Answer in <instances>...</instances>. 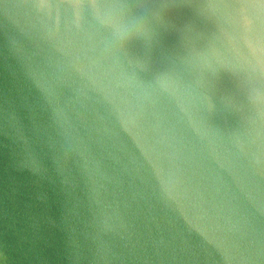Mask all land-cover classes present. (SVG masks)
<instances>
[{
	"label": "water",
	"instance_id": "water-1",
	"mask_svg": "<svg viewBox=\"0 0 264 264\" xmlns=\"http://www.w3.org/2000/svg\"><path fill=\"white\" fill-rule=\"evenodd\" d=\"M0 264H264V0H0Z\"/></svg>",
	"mask_w": 264,
	"mask_h": 264
},
{
	"label": "clouds",
	"instance_id": "clouds-1",
	"mask_svg": "<svg viewBox=\"0 0 264 264\" xmlns=\"http://www.w3.org/2000/svg\"><path fill=\"white\" fill-rule=\"evenodd\" d=\"M152 15L153 14L147 10L144 15L133 17L121 24L119 28L121 38L128 40H143L146 43H150L155 35L156 28Z\"/></svg>",
	"mask_w": 264,
	"mask_h": 264
}]
</instances>
